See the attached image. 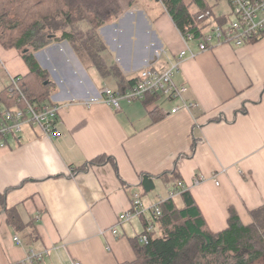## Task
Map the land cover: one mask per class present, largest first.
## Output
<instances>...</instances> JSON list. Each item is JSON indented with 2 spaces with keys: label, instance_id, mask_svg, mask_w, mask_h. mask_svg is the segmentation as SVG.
I'll list each match as a JSON object with an SVG mask.
<instances>
[{
  "label": "crops",
  "instance_id": "0c3cea01",
  "mask_svg": "<svg viewBox=\"0 0 264 264\" xmlns=\"http://www.w3.org/2000/svg\"><path fill=\"white\" fill-rule=\"evenodd\" d=\"M99 32L104 59L125 80L84 67L67 42L37 54L54 82L53 99L65 104L58 136L27 126L0 145V191L7 190V208L22 224L0 213V264H30L32 252L48 253L35 264L135 260L134 240L144 219L121 216L139 193L141 173L155 180L141 198L148 207L171 197L174 189L161 175L178 166L184 188L214 232L228 226L231 211L248 225L251 211L264 205V35L181 60L187 43L160 0H138ZM189 45L198 50V42ZM159 47L164 51L157 58L153 50ZM0 59L7 61L8 78L29 72L19 52L1 43ZM178 62L173 80L185 91L181 99L165 96L167 105L160 98L166 113L160 121H153L142 100L122 101L120 110L78 101L104 87L128 91L134 85L128 79L146 65L162 71ZM183 102L190 107L172 112ZM102 154L115 158L118 173L111 162L89 165ZM173 197L182 203L180 191Z\"/></svg>",
  "mask_w": 264,
  "mask_h": 264
},
{
  "label": "trees",
  "instance_id": "16d2710c",
  "mask_svg": "<svg viewBox=\"0 0 264 264\" xmlns=\"http://www.w3.org/2000/svg\"><path fill=\"white\" fill-rule=\"evenodd\" d=\"M160 1L181 34L185 37L191 34L196 42L203 39L206 28L211 23L208 17L200 18L202 14L210 11L211 18L219 23H225L231 17V12L227 15L217 13L215 8L218 3L211 5L208 0ZM227 1L230 5V0ZM137 2L138 0H0V43L5 49H16L29 67L27 74L12 76L9 84L0 89V118L4 110L22 108L25 105L16 89L10 95L9 89L16 88L12 78L16 79L17 86L30 102L42 105L54 100L55 85L50 72L37 58L39 52L54 43L67 42L84 67L95 66L103 76L114 74L120 81L125 80L119 69L110 66L104 59L105 43L99 31L101 27L133 8ZM138 79L139 75L128 81L133 85ZM162 97L165 96L161 93H148L142 99L154 122L166 116L158 104ZM8 139L4 140V145L8 143ZM109 162L118 173L115 158L107 154L90 160L89 165ZM178 170V166H175L161 177L168 179L173 191H180L182 203L177 204L171 196L157 204L162 210L160 216L154 210L149 211V218L145 214L140 215L144 219L145 229L134 240L136 258L122 264H264V205L251 211L253 222L248 225L241 221L237 212L231 211L228 226L214 232L209 228L192 193L179 186L182 181ZM140 177L138 195L141 199L155 188V180L146 173H141ZM6 196L7 190L0 191V213L6 212L13 225L21 226L15 211L7 208ZM151 224L153 229L148 231ZM143 235H148V243L141 241Z\"/></svg>",
  "mask_w": 264,
  "mask_h": 264
},
{
  "label": "built area",
  "instance_id": "2783aa9c",
  "mask_svg": "<svg viewBox=\"0 0 264 264\" xmlns=\"http://www.w3.org/2000/svg\"><path fill=\"white\" fill-rule=\"evenodd\" d=\"M231 5V17L225 23H219L213 20L211 12L207 11L202 14L200 18H209L211 22L207 26L206 33L201 41H198V50H194L189 44L194 41L191 34L187 37L183 36L187 46L180 53V59L185 57H195L199 52L213 48L216 45L223 43H234L236 45H242L250 41L255 37H260L264 34V0H230ZM164 51L163 48H155L153 50L154 55L159 58ZM179 64L166 70H158L150 65H146L139 74L138 81L128 91L113 90L108 87H104L96 93L89 94L79 98L78 101L87 105L95 103H105L115 110L122 108V101H135L142 100L148 93H161L171 99H181L185 88H179L174 80V69ZM16 79L12 78V83L16 88H10V95H13L14 89H16L20 95V98L24 101L25 105L22 108L6 109L0 118V143L4 145V140L9 137H18L23 134L25 126H31L40 128L47 136H58L59 130L57 123L61 109L65 103H60L56 100L48 104H34L30 102L21 88L16 84ZM73 101H76L73 100ZM190 107V104L183 102L182 106H178L172 109V112L178 111L180 108ZM199 181V179L197 180ZM179 186L184 188L182 182ZM175 191L171 192V196H174ZM158 204V203H157ZM157 204L146 207L144 202L140 199L138 194L134 195L131 209L121 216L122 220H130L133 216H140L150 210L160 216L162 213L161 207ZM153 229L151 224L148 227V231ZM17 242H20L19 238H15ZM141 241L148 243V235H143ZM48 253L32 252L26 259V262L35 264L43 260ZM74 264H81L75 262Z\"/></svg>",
  "mask_w": 264,
  "mask_h": 264
},
{
  "label": "rangeland",
  "instance_id": "374dc122",
  "mask_svg": "<svg viewBox=\"0 0 264 264\" xmlns=\"http://www.w3.org/2000/svg\"><path fill=\"white\" fill-rule=\"evenodd\" d=\"M209 4L215 5L218 3V5L215 8V11L219 13L220 15H227L231 12V7L227 0H220L217 2V0H208ZM45 54V53H44ZM43 60L45 61L46 57L45 55H42ZM2 60L0 59V89L9 84L10 78H8L7 74L10 73V70L8 69L7 61L5 60L2 64ZM162 102L167 105L169 103V100L162 97ZM27 126H25L26 128ZM178 203L180 204V200L177 198Z\"/></svg>",
  "mask_w": 264,
  "mask_h": 264
}]
</instances>
